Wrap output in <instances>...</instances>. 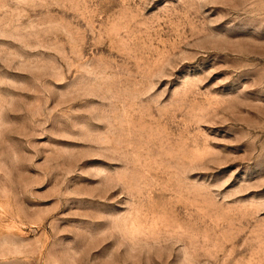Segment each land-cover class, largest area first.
Instances as JSON below:
<instances>
[{
	"label": "rangeland",
	"instance_id": "rangeland-1",
	"mask_svg": "<svg viewBox=\"0 0 264 264\" xmlns=\"http://www.w3.org/2000/svg\"><path fill=\"white\" fill-rule=\"evenodd\" d=\"M0 264H264V0H0Z\"/></svg>",
	"mask_w": 264,
	"mask_h": 264
}]
</instances>
